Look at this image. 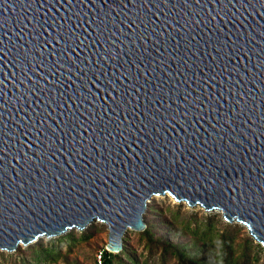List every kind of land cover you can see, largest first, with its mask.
<instances>
[{
	"label": "water",
	"instance_id": "95a60500",
	"mask_svg": "<svg viewBox=\"0 0 264 264\" xmlns=\"http://www.w3.org/2000/svg\"><path fill=\"white\" fill-rule=\"evenodd\" d=\"M161 195L264 248V0H0V250Z\"/></svg>",
	"mask_w": 264,
	"mask_h": 264
},
{
	"label": "rangeland",
	"instance_id": "374dc122",
	"mask_svg": "<svg viewBox=\"0 0 264 264\" xmlns=\"http://www.w3.org/2000/svg\"><path fill=\"white\" fill-rule=\"evenodd\" d=\"M174 215L176 220H172ZM192 215L197 220H201L205 216H211V220L214 221L215 227L218 229L222 227L223 222H226L219 212H208L199 206L190 207L184 202L173 200L169 195L152 197L147 203V208L143 213V219L146 224L145 227L148 225L155 236H162L171 241L187 243L189 241V232L183 226L188 221L189 228L193 226L194 221L191 219ZM166 222H171L173 226H169ZM239 225L241 226L238 233L239 237L249 236L247 229L243 225ZM178 229L179 231L176 233ZM143 230L126 229L123 237L127 247L118 252H111V261L109 264H176L173 258L167 257L163 260L160 256V249L146 243L145 237L141 233ZM68 232L71 233L74 240L68 242L66 239H63L59 242L62 257L55 264H95V257L98 252L103 249L106 250L108 228L104 223L93 221L84 229L78 230L72 228L65 233ZM61 235L51 238H56ZM51 238L40 237L38 240L47 242ZM253 243L257 242L253 240ZM253 250L256 254L255 264H264V248L259 244V247ZM0 252L7 251L0 250ZM127 254L132 259L128 258L126 256Z\"/></svg>",
	"mask_w": 264,
	"mask_h": 264
},
{
	"label": "trees",
	"instance_id": "16d2710c",
	"mask_svg": "<svg viewBox=\"0 0 264 264\" xmlns=\"http://www.w3.org/2000/svg\"><path fill=\"white\" fill-rule=\"evenodd\" d=\"M172 218L176 220L175 215ZM191 219L194 221L191 228L188 226L189 221L183 226L189 232L187 243L155 236L148 225L141 233L147 244L160 249L163 260L173 258L176 264H255L256 254L253 249L259 247V244L253 243L248 235L239 237V224L223 222L218 229L211 216L197 220L192 215ZM166 223L173 226L171 222ZM63 239L72 242L74 237L68 232L47 242L38 240L13 252H0V264H55L62 257L59 242ZM103 253L104 263L109 264L112 253L105 249ZM126 256L132 259L129 254Z\"/></svg>",
	"mask_w": 264,
	"mask_h": 264
},
{
	"label": "built area",
	"instance_id": "2783aa9c",
	"mask_svg": "<svg viewBox=\"0 0 264 264\" xmlns=\"http://www.w3.org/2000/svg\"><path fill=\"white\" fill-rule=\"evenodd\" d=\"M95 264H105L104 263V253L103 250H100L95 257Z\"/></svg>",
	"mask_w": 264,
	"mask_h": 264
}]
</instances>
